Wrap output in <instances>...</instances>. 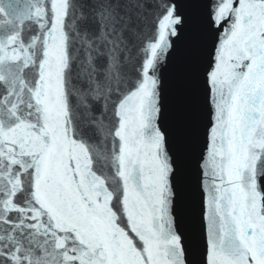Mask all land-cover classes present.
I'll return each instance as SVG.
<instances>
[{
    "label": "snow or ice",
    "instance_id": "1",
    "mask_svg": "<svg viewBox=\"0 0 264 264\" xmlns=\"http://www.w3.org/2000/svg\"><path fill=\"white\" fill-rule=\"evenodd\" d=\"M0 264H264V0H0Z\"/></svg>",
    "mask_w": 264,
    "mask_h": 264
}]
</instances>
